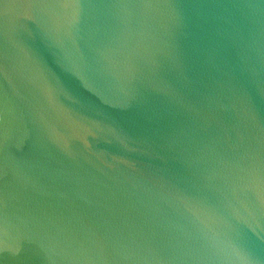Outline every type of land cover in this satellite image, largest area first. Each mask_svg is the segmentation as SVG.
Wrapping results in <instances>:
<instances>
[{
	"label": "water",
	"instance_id": "95a60500",
	"mask_svg": "<svg viewBox=\"0 0 264 264\" xmlns=\"http://www.w3.org/2000/svg\"><path fill=\"white\" fill-rule=\"evenodd\" d=\"M0 264H264V0H0Z\"/></svg>",
	"mask_w": 264,
	"mask_h": 264
}]
</instances>
